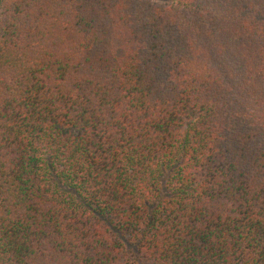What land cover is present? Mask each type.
Wrapping results in <instances>:
<instances>
[{
  "label": "trees",
  "instance_id": "trees-1",
  "mask_svg": "<svg viewBox=\"0 0 264 264\" xmlns=\"http://www.w3.org/2000/svg\"><path fill=\"white\" fill-rule=\"evenodd\" d=\"M0 264H264V0H0Z\"/></svg>",
  "mask_w": 264,
  "mask_h": 264
}]
</instances>
